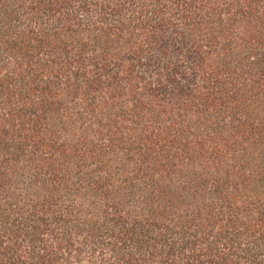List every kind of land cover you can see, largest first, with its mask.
I'll list each match as a JSON object with an SVG mask.
<instances>
[{"label":"trees","instance_id":"obj_1","mask_svg":"<svg viewBox=\"0 0 264 264\" xmlns=\"http://www.w3.org/2000/svg\"><path fill=\"white\" fill-rule=\"evenodd\" d=\"M0 264H264V0H0Z\"/></svg>","mask_w":264,"mask_h":264}]
</instances>
